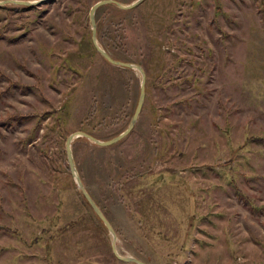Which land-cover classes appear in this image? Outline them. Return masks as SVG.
<instances>
[{"label": "rangeland", "instance_id": "374dc122", "mask_svg": "<svg viewBox=\"0 0 264 264\" xmlns=\"http://www.w3.org/2000/svg\"><path fill=\"white\" fill-rule=\"evenodd\" d=\"M99 1L0 6V264H131L65 152L77 132L121 134L139 98L140 73L93 46ZM95 24L98 45L146 80L126 137L71 143L119 254L264 264V0L108 4Z\"/></svg>", "mask_w": 264, "mask_h": 264}, {"label": "water", "instance_id": "95a60500", "mask_svg": "<svg viewBox=\"0 0 264 264\" xmlns=\"http://www.w3.org/2000/svg\"><path fill=\"white\" fill-rule=\"evenodd\" d=\"M47 1H49V0H35V1L4 0V1H0V6L6 5V4H15V5H21L23 7H33V6L41 5V4H43V3L47 2ZM141 1L142 0H136L135 2H133V3L129 4V5H122V4H120L119 2H117L115 0H102V1L96 2L91 7L90 12H89L90 24H91V29H92L91 30V39H92V43H93V46H94L95 50L108 63H110V64H112L114 66H117V67H122V68H126V69L136 70L141 75V84H140L139 98H138V102H137L134 114L132 115V118H131V120L129 122L128 127L121 134L115 136L114 138H112V139H110L108 141H99V140H97L96 138H94L93 136H91V135H89L87 133L77 132V133H74V134L70 135L67 138L66 144H65V152H66V156H67V160H68L70 173H71L72 177L74 178L76 186H77L78 190L81 192L83 198L88 203V205L90 206L92 211L99 218V220L102 222V224L104 225L105 229L107 230V232L111 236V250H112V253H113L114 257L116 259H118L119 261H122V262H125V263H131V264H146V263H144L143 261H141V260H139V259H137L135 257H132V256H122L117 251V248H116V238H117V236H116V233H115L113 227L111 226L110 222L107 220L105 215L102 213L100 208L97 206L95 201L91 198V196L87 192L84 184L82 183L81 178L79 177V175H78V173L76 171L74 160H73V156H72V151H71V143H72L74 138L83 137V138L89 140L90 142H93L97 146H101V147L110 146L112 144H115V143L119 142L124 137H126L131 132L133 126L135 125V123H136V121L138 119L139 113L141 112V108H142V105H143L144 97H145V88H146L145 87L146 86L145 85L146 84L145 74H144L143 70L141 69V67L139 65L114 60L113 58H111L98 45L97 39H96L95 12L101 6L108 5V4H113V5L117 6L121 10H129V9H132V8L136 7Z\"/></svg>", "mask_w": 264, "mask_h": 264}, {"label": "trees", "instance_id": "16d2710c", "mask_svg": "<svg viewBox=\"0 0 264 264\" xmlns=\"http://www.w3.org/2000/svg\"><path fill=\"white\" fill-rule=\"evenodd\" d=\"M83 197V196H82ZM85 200V199H84ZM94 213V212H93ZM95 214V213H94ZM96 216V215H95ZM96 218L98 219V221L101 223V225L104 227V225L102 224V222L99 220V218L96 216ZM105 228V227H104Z\"/></svg>", "mask_w": 264, "mask_h": 264}]
</instances>
